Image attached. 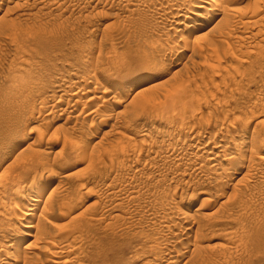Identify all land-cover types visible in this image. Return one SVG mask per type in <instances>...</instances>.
<instances>
[{
    "label": "rangeland",
    "instance_id": "rangeland-1",
    "mask_svg": "<svg viewBox=\"0 0 264 264\" xmlns=\"http://www.w3.org/2000/svg\"><path fill=\"white\" fill-rule=\"evenodd\" d=\"M37 1L0 0V121L19 142L0 145V250L24 251L39 221L68 229L71 264H264V0L227 1L251 8L242 25L227 10L248 33L234 21L218 43L217 18L184 56L191 0ZM35 179L48 185L24 217L13 196ZM50 195L66 203L41 216Z\"/></svg>",
    "mask_w": 264,
    "mask_h": 264
},
{
    "label": "bare ground",
    "instance_id": "bare-ground-1",
    "mask_svg": "<svg viewBox=\"0 0 264 264\" xmlns=\"http://www.w3.org/2000/svg\"><path fill=\"white\" fill-rule=\"evenodd\" d=\"M39 1V0H38ZM37 1V2H38ZM47 1V0H46ZM134 1V0H133ZM184 1V0H183ZM227 1H229L230 3L229 4H232L231 2L233 1L234 2V0H198V2H197V0H191V10L190 11H188V14H192V15H194L195 16V18L193 19V26H192V24H191V26H192V32H191V34H189V35H192V37H193V41H191V43L193 42V44H191V47H189L190 46V43H188L189 45H187V42H189L188 41V39L186 40V38L185 37H182V35H181V39L179 40V45H178V47L176 48V52L177 53H179L178 55H182V53H184L185 52V50L187 49V48H191L192 50H193V52H194V50L195 49H197V50H195V51H200V50H202V48L201 49H198V48H200V47H203V46H200V47H198V48H196V45L195 44H199L200 42H202V41H204L205 39H207L209 36H208V33H207V31L206 30H208L207 28H208V26L211 24V23H213V21L215 20V19H217V18H220L219 19V21L218 22H216L215 24H217L216 25V28L215 27H212V29L213 28H215L216 29V31H215V29L214 30H211V31H215L216 33H214V34H216L217 35V37H214V39H216V38H218L220 35H222L223 34V36L225 37V35H227L228 33H227V30H229L228 28L230 27V25H232L233 26V24H234V21L236 20L235 19V17H237V15H238V17L239 16H244L245 14H248L249 12H250V14H251V11H249V10H251V8H248V11H244V12H246V13H244L243 11H240L241 10V8H240V10H239V8L238 7H235L234 9H236L237 8V11L236 10H230V9H227L226 7H228V6H226V7H224L225 6V4H227L228 2ZM254 1H256V2H258V0H253V2ZM41 2H43V1H41ZM131 2V1H130ZM135 2V1H134ZM188 0H187V4L186 5H188ZM250 2H252V1H250ZM249 2V3H250ZM256 2H254L253 4H257ZM260 3H261V1H259ZM46 3H48V2H46ZM129 3V2H128ZM181 3H182V1H181ZM185 3V2H184ZM183 3V4H184ZM249 3H248V5H249ZM133 4V3H132ZM183 4H181V5H183ZM201 4H203V5H205V7L203 8V11L201 12V11H196L197 9H199L200 7H201ZM228 4V5H229ZM128 5V4H127ZM234 5H235V3H234ZM126 6V5H125ZM251 6V5H250ZM250 6H245V10L247 9V7H250ZM187 7H189V5L187 6ZM232 7V6H231ZM177 8V7H176ZM175 8V9H176ZM179 8V7H178ZM228 8H230V7H228ZM172 9V8H171ZM189 9V8H188ZM225 9V10H224ZM232 9V8H231ZM227 10H230L229 12H231V11H233V13H237L234 17L231 15V13H227ZM242 10H244V8L242 9ZM261 10V9H260ZM236 11V12H235ZM239 12H242V13H239ZM258 12V11H257ZM240 15H239V14ZM254 15H257V13H256V11H253L252 12ZM242 14V15H241ZM234 15V14H233ZM249 15V14H248ZM235 19V20H233L232 21V19L233 18ZM237 17V20L239 19V21H240V17L238 18ZM241 17V19H243ZM186 20H188V18L187 17H184ZM246 18V17H245ZM183 20V19H182ZM217 21V20H216ZM233 22V23H232ZM241 22V21H240ZM240 22H238V24H237V21H235V23L237 24V26L239 25V23ZM243 22H245V21H242L241 22V25H242V23ZM183 23V22H182ZM186 23V22H185ZM246 24H247V22H245ZM175 24V23H174ZM214 24V23H213ZM236 24H234V25H236ZM257 24V23H256ZM176 26H181V21H180V23L178 24H175ZM184 25H186V24H184ZM240 25V27H242ZM190 26V27H191ZM213 26V25H212ZM231 26V27H232ZM244 26H246V29L248 28V25H243V31L242 32H244L243 34H245V33H248V29L246 30V32L244 31L245 29H244ZM259 26V25H258ZM263 25H261V27H262ZM230 27V28H231ZM236 27V26H235ZM234 27V28H235ZM240 27L238 26L237 27V29H236V32H237V30H239L240 29ZM257 27V26H256ZM256 27H254V28H256ZM264 27V26H263ZM181 28V27H180ZM184 28H185V26H184ZM182 29V30H186V29ZM233 28V27H232ZM233 28V29H234ZM259 28V27H258ZM233 29H230V30H232V31H234ZM253 29V28H252ZM260 29V28H259ZM181 30V29H180ZM191 30V29H190ZM226 30V31H225ZM255 30V29H254ZM261 31H263L262 29H260ZM206 31V32H205ZM176 32V31H175ZM178 32V31H177ZM225 32L227 33V34H225ZM236 32H235V34H236ZM239 32V31H238ZM241 32V33H242ZM250 32V35L251 34H253V33H251V31H249ZM257 35H259L260 33H258V30L255 32ZM213 34V33H212ZM213 34V36H216V35H214ZM240 34V33H239ZM261 34H262V36H263V34H264V32L262 33L261 32ZM188 35V36H189ZM229 35H232L231 33H229ZM228 35V36H229ZM249 35V36H250ZM211 36L212 35H210V38H211ZM236 36V35H235ZM241 36L242 35H240V37L239 38H241ZM252 36V35H251ZM254 37L256 36V35H253ZM261 36V37H262ZM227 37V36H226ZM231 37H234V35L233 36H229L228 38H231ZM237 37H238V35H237ZM246 37V36H245ZM257 37V36H256ZM188 38V37H187ZM190 38V37H189ZM221 38H223L222 36L220 37V39L219 40H217L218 41V43H219V41L221 40ZM243 38V37H242ZM246 38H248L249 39V37L247 36ZM258 38V37H257ZM192 39V38H191ZM225 39V38H224ZM209 40V39H208ZM226 40V39H225ZM231 41V40H230ZM246 41V40H245ZM186 42V43H185ZM222 42V41H221ZM223 42H225L224 40H223ZM195 43V44H194ZM203 43V42H202ZM205 43V42H204ZM208 42L206 41V43L205 44H203L204 46L207 44ZM226 44L228 43V42H225ZM230 43V42H229ZM228 43V44H229ZM248 44V43H247ZM194 45H195V48H194ZM201 45V44H200ZM223 45V44H222ZM193 46V47H192ZM217 46H220L219 44L217 45ZM217 46H215L212 50H214ZM224 46V45H223ZM226 46H228V45H226ZM248 47V46H247ZM205 48L207 49V47L205 46ZM223 48V47H222ZM228 48H230V46L228 47ZM241 48V47H240ZM249 48V47H248ZM206 49H203V52H205L206 51ZM217 49H219V48H217ZM214 50L215 52H212L211 53V56H212V54L213 53H217L219 50L221 51L222 49H219V50ZM205 50V51H204ZM239 50V49H238ZM237 50V51H238ZM260 50V48L258 49V51ZM187 51H189V49H187ZM217 51V52H216ZM227 51H229V50H227ZM230 51H231V49H230ZM230 51H229V54H230ZM240 51H242V54H244L245 53V51H247L246 49L243 51V50H240ZM240 51H239V53H240ZM192 52V53H193ZM223 52V51H222ZM221 52V53H222ZM244 52V53H243ZM250 52L251 51H248V53H249V55H250ZM254 51H252L251 52V54L253 53ZM259 52H261V51H259ZM258 52V53H259ZM188 53V52H187ZM197 53H199V52H197ZM207 53H209V51H208V49H207ZM207 53H205V56L207 57V58H205V56H204V60L205 59H208V58H210V57H208V55H206ZM247 53V52H246ZM257 53V52H256ZM194 54V53H193ZM218 54H219V56L220 57H218ZM232 54V53H231ZM234 54V53H233ZM241 54V53H240ZM194 55H196V53L194 54ZM245 55V54H244ZM248 55V54H247ZM259 55H261V54H259ZM182 56H184V55H182ZM201 58H202V56H201V54L199 55ZM215 56V55H214ZM226 56H230V55H226ZM226 56L225 57H223L222 56V54H220V52H218L217 53V55H216V57H218V59H221V57H223V58H226ZM233 56V55H232ZM237 56H239L238 55V53H237ZM234 57H236V56H234ZM212 58V57H211ZM214 58V57H213ZM222 58V59H223ZM237 58V57H236ZM245 58V57H244ZM217 59V58H216ZM217 59V60H218ZM202 61V60H201ZM211 60H208V62H210ZM203 62H205V61H203ZM207 62V61H206ZM242 62V61H241ZM244 62H247V61H244ZM250 65V64H249ZM244 71H246V69L244 70ZM194 73H195V71L193 70L192 72H191V74H193L194 75ZM239 73H241V71L239 72ZM196 79V78H195ZM86 92V91H85ZM84 92V93H85ZM88 92V91H87ZM106 93V92H105ZM96 95V94H95ZM91 96V97H89L88 98V102H93L95 99H96V96H98V95H96V96ZM100 98V97H99ZM97 99H98V97H97ZM96 99V100H97ZM78 102V101H77ZM73 108V107H72ZM94 111H97V113H98V110H94ZM94 111H92L90 114H92ZM95 115H96V112H95ZM97 115H100V114H97ZM264 135V134H263ZM264 138V137H263ZM227 144V143H226ZM71 145V147H72V144H70ZM183 146V145H182ZM222 146V145H221ZM224 146V145H223ZM71 147H69L70 149H71ZM182 148V147H181ZM168 149V148H167ZM184 149V148H183ZM186 151V150H185ZM235 151H237V150H235ZM238 152V151H237ZM240 152V151H239ZM254 152V154H255V151H253L252 150V153ZM171 153H173V150L172 149H168L167 150V155H170ZM234 153V152H233ZM250 153H251V151H250ZM250 153H249V156L251 157V155H254V154H251L250 155ZM230 154V156H231V153H229ZM238 154V153H237ZM236 155V154H235ZM243 155V154H242ZM233 156V155H232ZM236 157V156H235ZM235 157H228L227 156V158H225V160H223V161H225V163L226 162H228V161H233L234 159H235ZM240 157V156H239ZM242 157V156H241ZM244 157V156H243ZM249 157V158H250ZM234 158V159H233ZM245 158V157H244ZM248 158V157H247ZM252 158V157H251ZM236 159H238V156L236 157ZM235 159V160H236ZM176 160V159H175ZM212 160V159H211ZM244 161H245V159H243ZM184 161V160H183ZM242 161V160H241ZM247 162L249 161V164H247V165H250V160L248 159V160H246ZM254 161V160H253ZM181 162V161H180ZM240 162V161H239ZM243 162V161H242ZM242 162H241V164H242ZM247 162H244V163H247ZM216 163V162H215ZM233 162H230V164H232ZM235 163H237V161L235 162ZM235 163H233V164H235ZM243 163V164H244ZM217 164V163H216ZM220 163H218L217 165H219ZM229 164V163H228ZM227 164V165H228ZM229 164V165H230ZM238 164V163H237ZM222 165V164H221ZM251 165H253V162L251 163ZM213 166V165H212ZM214 166H216V165H214ZM233 166V165H232ZM239 166V165H238ZM238 166H236V167H238ZM243 165H241V167H242ZM218 167V166H217ZM234 167H235V165H234ZM212 168V167H211ZM222 169L223 168V166L222 167H219L218 169ZM239 168V167H238ZM255 168V167H254ZM254 168L252 169V167L251 168H249V169H247V171H244V173L245 172H247V173H250L251 172V170H254ZM217 169V168H216ZM220 169V170H221ZM240 169V168H239ZM240 170H242V169H240ZM255 171V170H254ZM213 173V172H212ZM217 173V172H216ZM219 173V172H218ZM246 173V174H247ZM252 173V172H251ZM215 174V173H214ZM221 174V173H220ZM224 174H226V173H224ZM222 175H223V170H222ZM219 176H221V175H219ZM218 176V177H219ZM225 176H228V174H226ZM250 176V175H249ZM249 176H247L248 178H250ZM255 176V175H254ZM222 177V176H221ZM252 177V176H251ZM220 178V177H219ZM223 178H225V177H223ZM227 178V177H226ZM253 178V177H252ZM257 177H255V179H256ZM42 179V178H41ZM251 179V178H250ZM215 180V179H214ZM242 180H244V179H242ZM246 180V182L249 180H247V178L245 179ZM245 180L243 181V183L245 182ZM258 180V179H257ZM39 181H41V180H37V179H35V180H33V181H31L29 184H27V187L26 188H23V189H21L20 190V187H19V190H17L14 194V199H16L17 200V202H20L23 198H25L26 199V201H24L25 202V204L24 205H20V207H22L23 208V210H22V212H23V216L25 217H28V216H31V214L29 213L30 211H32V208L31 207H36V206H38L39 205V203H41V202H43V200H42V198H43V194H44V192H45V189H46V187H47V185H48V183H40ZM255 181V180H254ZM238 183V182H237ZM240 183V182H239ZM242 183V184H243ZM248 183H252L251 181H248ZM255 183V182H254ZM245 184V183H244ZM250 184H249V186L247 187L248 189H249V191H251V190H253V189H251L252 187H253V184H252V187H250ZM79 185V184H78ZM246 185H248V184H246ZM246 185H244L245 187H246ZM80 186V185H79ZM17 188V187H16ZM255 188V187H254ZM16 190V189H15ZM256 190V189H255ZM5 192V191H4ZM261 192V191H260ZM113 193H115V192H113ZM118 194V193H117ZM117 194H113L112 196L113 197H115L114 195H117ZM240 194V193H239ZM243 194V193H242ZM245 194V193H244ZM243 194V195H244ZM252 194V193H251ZM254 194V193H253ZM261 194H263V193H260V196H261ZM108 195V194H107ZM110 195V194H109ZM258 195V193L256 194V196ZM50 196H52V195H50ZM111 196V195H110ZM118 196V195H117ZM116 196V197H117ZM209 196V195H208ZM254 196V195H253ZM252 196V197H253ZM108 197V196H107ZM106 197V198H107ZM212 197V196H211ZM258 197L259 196H257L256 197V199H258ZM47 198H49V196L47 197ZM52 198L53 199H55L56 197L54 196H52V197H50L49 199H51L52 200ZM58 198V197H57ZM59 198H61V197H59ZM58 198V200H60ZM109 198V197H108ZM250 198V197H249ZM260 199L262 198L263 199V196H261V197H259ZM13 199V198H12ZM14 199H13V201H14ZM49 199H47V200H49ZM110 199H114V198H110ZM260 199H258V200H260ZM49 200V202H47L48 204H46V201H44L45 202V204L43 205V207L41 208V216H43L44 214H46L48 211H52V210H54V209H58L59 207H61V205L62 204H64V203H66V202H64V201H62L63 203L62 204H58V203H54L53 204V202H54V200ZM57 200V201H58ZM62 200H63V198H62ZM65 200V199H64ZM208 201V200H207ZM262 201V200H261ZM17 202L15 203L16 205H17ZM59 202V201H58ZM239 202V201H238ZM60 203H61V200H60ZM14 204V205H15ZM15 205V206H16ZM45 206V207H44ZM96 206V205H95ZM9 207H11V205L9 206ZM12 207H14V206H12ZM103 208V207H102ZM243 208V207H242ZM111 209V208H110ZM7 211V210H6ZM10 211V210H9ZM111 211V210H110ZM14 212V211H13ZM22 212H21V214H22ZM6 213H8V212H6ZM10 213H11V211H10ZM9 214V213H8ZM12 215H14L13 213H11ZM11 214H10V216H11ZM15 216H16V214H15ZM23 219V218H22ZM21 219V220H22ZM9 219H7V221H8ZM168 222V221H167ZM1 223V222H0ZM87 223H88V221H87ZM86 224V223H85ZM84 224V225H85ZM89 224H90V222H89ZM158 224V223H157ZM161 224H162V222H161ZM1 225H2V223H1ZM83 225V224H82ZM82 225L80 226V228L82 227ZM87 225V224H86ZM25 226V228H29V229H31V230H34V233L33 234H30L29 236L30 237H32V239H31V241H29V243H28V246L27 247H25L24 248V251H19L18 249H16V250H18L20 253H18V255H16V254H12V253H9V249L11 248V250L13 249L12 248V246H13V244L11 243V244H9L8 246L6 245V247H5V249H4V247L2 248V250H0V264H35V262H37V263H43V262H45V261H47L48 260V256L49 255H51V256H53V257H55V259H58V260H60V257L62 258L63 256H66V257H68V255H69V257H68V260H62L63 262H61V263H63V264H65V263H69V264H71V262H73V261H75L78 257H80V256H78L77 258H76V256L77 255H75V257H71V255H70V251H72V250H70V251H68V249H71V248H69L70 246H67L66 248L67 249H63V246H64V244L67 242V240L69 239L68 237L70 236H68V229H66V230H58V231H53L52 229H50L49 227H44L43 226V224H41V223H39V221L38 222H36V224H34V225H31V226H26V225H24ZM160 226V225H159ZM4 228H5V226H3ZM9 227L10 228H13V227H11V224H9ZM89 227V226H88ZM85 228H87V227H85ZM160 228V227H159ZM14 229V228H13ZM79 229V228H78ZM77 229V230H78ZM84 229V228H83ZM165 229V228H164ZM188 229V228H187ZM15 231H18L16 228L14 229ZM80 230V229H79ZM198 230V229H197ZM70 231L71 232H73V231H76V230H74L73 229V231H72V229H70ZM4 232V231H3ZM79 232V231H78ZM0 233H2L1 231H0ZM19 233V232H18ZM82 233V232H81ZM80 233V234H81ZM4 234V233H3ZM17 234V233H16ZM70 234H72V233H70ZM67 235V236H66ZM0 236H2V234H0ZM76 236V235H75ZM80 236V238H81V235H79L78 234V236L76 237V238H78ZM75 238V237H74ZM79 238V239H80ZM4 240V239H3ZM6 240V239H5ZM8 240V239H7ZM6 240V241H7ZM75 240V239H74ZM70 241V240H69ZM68 241V242H69ZM75 241H79V240H75ZM75 241H74V243H75ZM82 241V240H81ZM2 242V241H1ZM9 242V241H8ZM15 242H17V241H15ZM83 242V241H82ZM81 243V242H80ZM1 244H3V243H1ZM15 245V244H14ZM80 245V244H79ZM50 247L51 246V248H54V249H56L54 252H52V253H50V250H48V248L47 247ZM76 245H74L73 247H75ZM78 246V245H77ZM81 246V245H80ZM80 246L78 247V248H80ZM72 247V248H73ZM1 248V247H0ZM170 248H173V247H170ZM175 248V247H174ZM177 248V247H176ZM4 249V250H3ZM74 250H76V252L78 251V249H75L74 248ZM185 250V249H184ZM11 252V251H10ZM12 252H14V251H12ZM33 252H38V254H36V253H33ZM73 252V251H72ZM79 252V251H78ZM77 252V253H78ZM80 252H81V249H80ZM168 253H166V254H164V257L165 258H169V257H171L172 255H175V256H177V254H178V251H176V249H174V251L172 250H170L169 251V249H168V251H167ZM28 253V254H27ZM77 253H75V254H77ZM82 253V252H81ZM74 254V253H73ZM83 255V254H82ZM45 258V259H44ZM64 258V257H63ZM62 258V259H63ZM71 258H72V260H71ZM83 258L84 257H82V260H83ZM81 259V258H80ZM51 261V260H50ZM52 263H55L56 264V261H54V262H52ZM78 264H80V263H78Z\"/></svg>",
    "mask_w": 264,
    "mask_h": 264
},
{
    "label": "snow or ice",
    "instance_id": "snow-or-ice-1",
    "mask_svg": "<svg viewBox=\"0 0 264 264\" xmlns=\"http://www.w3.org/2000/svg\"><path fill=\"white\" fill-rule=\"evenodd\" d=\"M198 2V0H197ZM205 5L201 4V7L196 11H203ZM144 77H155L157 79L161 78L155 69H148L142 73ZM18 140L15 139L13 130L11 127L3 121H0V145L10 144L11 150H14L18 146Z\"/></svg>",
    "mask_w": 264,
    "mask_h": 264
}]
</instances>
